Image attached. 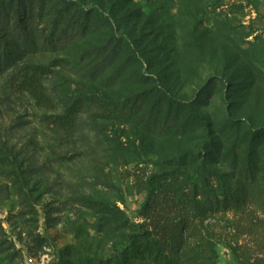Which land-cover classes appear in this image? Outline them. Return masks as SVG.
Masks as SVG:
<instances>
[{
    "label": "rangeland",
    "instance_id": "obj_1",
    "mask_svg": "<svg viewBox=\"0 0 264 264\" xmlns=\"http://www.w3.org/2000/svg\"><path fill=\"white\" fill-rule=\"evenodd\" d=\"M67 8L88 12L90 32L50 47L47 24ZM43 22L37 52L19 66L50 69L47 102L21 89L18 68L0 71V264L113 263L140 233L137 178L171 173L210 180L216 195L226 186L249 205L206 221L182 264L264 263V204L251 202L264 187V0H48ZM0 37L11 41L2 28ZM116 39L118 58L94 79L90 62L102 63ZM64 94L93 100L74 130L53 124ZM97 102L124 116L97 115ZM189 109L201 122L187 124ZM250 143L263 173L246 183L240 150Z\"/></svg>",
    "mask_w": 264,
    "mask_h": 264
},
{
    "label": "trees",
    "instance_id": "obj_2",
    "mask_svg": "<svg viewBox=\"0 0 264 264\" xmlns=\"http://www.w3.org/2000/svg\"><path fill=\"white\" fill-rule=\"evenodd\" d=\"M47 2L48 0H0V28L11 34V41L3 40L0 37V71L18 68L15 73L17 84L24 92L31 94L43 103L48 100L43 79L51 73L50 69L32 63L19 66V63L38 50L35 41L38 37L36 35L38 33L37 28L44 24V8ZM69 9L72 8L59 11L57 17L47 24L50 34L45 42L50 47L61 48L63 42L67 44L69 41L79 36H86L90 32L87 27L89 26L88 12L85 9L76 8L73 11ZM94 19L99 22L104 20V17L95 12ZM62 24L64 26H61ZM59 27L62 30L60 35H57ZM114 46L113 52L102 63L90 62L94 65L90 69L94 79L104 74L115 63L118 58V50L122 48V43L116 39ZM1 49L3 52H1ZM102 56V54H98V58ZM209 92V90L206 91V94ZM164 99L166 98L158 99L149 112L148 124L158 122L157 113L156 119L153 121V110L159 108ZM147 100L144 98L142 103ZM167 100L171 103V107L181 105V103L174 102L170 98ZM62 101L64 114L54 118L53 124L67 131L74 130L78 116L85 112V109L91 105L93 100L83 95L70 97L64 94ZM95 106L98 111L97 115L105 114V116L111 118L116 116L118 112L117 109L110 108L109 105L104 103L97 102ZM180 109L182 108H178V113H180ZM118 114L121 117L124 116L122 112ZM188 114L190 120L187 124H190V121L192 125H195L197 120L201 122V118L194 113L193 109H189ZM245 148L240 151L247 154L248 168L246 172H242L240 175L243 181L247 183L248 177L256 179L263 172L258 171L259 166L254 163L259 159V155H257L258 146L254 147L250 143ZM207 175L211 174L207 173ZM215 177L219 179V177ZM259 179L264 184V177ZM208 182L203 184L202 180L198 183L193 181L190 176L181 173L156 174L147 179L138 177L137 188L145 193L146 197L139 211L142 223L137 227L140 229V233L135 235L133 238L135 240L130 241V246L125 247V250L120 252L119 258L114 259L113 263L80 258L78 261H64L63 264H182L189 255L191 242L204 240L202 230H204L203 227L206 221L229 213L241 216L246 213L249 206L244 195L232 192L226 186L220 187L219 195L211 193L208 189ZM218 183L220 184V181ZM252 195L251 202L253 204L259 201L264 204V187H253ZM103 212L110 213L111 211L104 209ZM2 229V226H0V230ZM34 243L39 248H43L47 244L40 237L34 239ZM64 255L69 258L71 251L66 250ZM76 258H79L78 255H76ZM243 259L244 262H251L246 256H243ZM253 264L264 263L257 260Z\"/></svg>",
    "mask_w": 264,
    "mask_h": 264
},
{
    "label": "built area",
    "instance_id": "obj_3",
    "mask_svg": "<svg viewBox=\"0 0 264 264\" xmlns=\"http://www.w3.org/2000/svg\"><path fill=\"white\" fill-rule=\"evenodd\" d=\"M35 259L31 258V257H27V264H35Z\"/></svg>",
    "mask_w": 264,
    "mask_h": 264
}]
</instances>
